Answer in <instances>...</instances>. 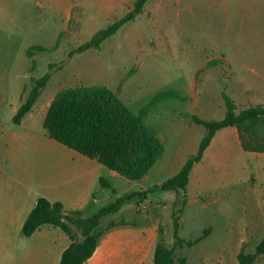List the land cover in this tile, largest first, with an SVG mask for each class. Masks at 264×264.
Returning a JSON list of instances; mask_svg holds the SVG:
<instances>
[{
  "label": "rangeland",
  "instance_id": "374dc122",
  "mask_svg": "<svg viewBox=\"0 0 264 264\" xmlns=\"http://www.w3.org/2000/svg\"><path fill=\"white\" fill-rule=\"evenodd\" d=\"M136 1L0 0V184L6 185L8 173L17 168L52 167L55 160L47 162L44 155L70 150L44 130L56 96L108 87L158 135L165 152L146 178L122 177L127 183L120 191H149L148 202L126 215L105 218L102 227L122 217L140 222L138 214L151 217L153 205L159 240L164 238L172 247V214L186 195L179 214L180 237L195 240L206 229L211 234L193 247H177V256L187 257L188 264H239V249L254 252L264 237V221L255 227L254 220L258 210L264 214V154L244 151L222 130L195 166L186 192L162 191L159 186L198 152L206 129L192 121L193 115L223 119V92L237 110L264 104V0H148L143 12L99 49L70 56L124 17ZM32 47L44 51L29 57ZM48 73L51 78L33 115L19 128L14 109L27 98L34 81ZM167 92L178 97L168 96L148 111L154 99ZM14 126L16 131L44 132L51 145L43 138L13 140L9 132ZM35 178L29 174L27 182ZM256 264H264V256Z\"/></svg>",
  "mask_w": 264,
  "mask_h": 264
},
{
  "label": "trees",
  "instance_id": "16d2710c",
  "mask_svg": "<svg viewBox=\"0 0 264 264\" xmlns=\"http://www.w3.org/2000/svg\"><path fill=\"white\" fill-rule=\"evenodd\" d=\"M147 2L148 0H137L124 17L95 33L70 56L91 48L99 49L104 40L116 35L125 24L134 21L143 12ZM34 51L44 49L32 47L27 51V55L32 57ZM50 78L51 74L48 73L34 81L32 90L13 118L15 124H20L32 111ZM168 96L178 97L174 92L158 95L148 111ZM222 97L226 104L223 119L203 120L197 115L192 116V121L203 126L206 134L200 142L198 152L189 156L182 169L159 186L162 191L186 192L194 166L201 162L216 133L224 128L237 129L244 151L264 154V104L237 110L236 103L226 92H223ZM43 126L52 140L98 161L131 181H139L147 176L165 152L158 135L108 87L84 88L80 92L56 96ZM100 183L116 193L105 179L101 178ZM148 192L134 191L119 196L90 216H85L82 210L67 211L62 203H53L40 197L25 221L22 233L29 237L43 225L58 227L71 241L62 254L60 264H84L94 255L101 237L107 230L126 224L125 221H112L102 227L103 220L119 213L129 203L141 204L147 199ZM181 204V208L172 214L174 245L167 247L164 238H161L155 249L153 264H187V257H178L176 248L193 247L211 234V229H206L204 234L195 240L187 241L180 237L179 214L187 204L186 195ZM161 233L164 234L163 231ZM259 256H264V237L256 245L254 252H247L242 247L237 259L239 264H256Z\"/></svg>",
  "mask_w": 264,
  "mask_h": 264
},
{
  "label": "crops",
  "instance_id": "0c3cea01",
  "mask_svg": "<svg viewBox=\"0 0 264 264\" xmlns=\"http://www.w3.org/2000/svg\"><path fill=\"white\" fill-rule=\"evenodd\" d=\"M20 106L16 107L14 112L17 113ZM34 107L20 124L14 125L23 128L24 120L33 115ZM10 130L9 136L13 140L21 136L25 137V140L41 138L45 140L47 135L46 131L45 135L44 132L32 129L16 131L15 126ZM222 130L228 133L225 138L231 137L241 145L237 129L228 127ZM216 135L201 162L213 145ZM45 141V145L49 146L50 141ZM24 155L27 159V152H24ZM43 159L47 162L54 159V166L17 168L8 173L11 179L6 185L0 184V264H60L63 252L71 243L63 230L53 225H43L29 237L22 233L23 225L40 197L53 203H62L67 211L82 210L85 216H90L117 197L128 193L119 190V186L127 183L122 175L72 149L51 152L44 155ZM29 174L36 176L34 183L27 182ZM101 178L109 182L116 193L110 188L103 187L100 183ZM144 202H148V198ZM144 202L139 205L135 202L129 203L115 215L133 212L135 206L140 207ZM155 209L152 205L151 217H148L147 212L139 213L140 222L131 223L123 217L119 221H114H125L126 224L107 230L101 237L94 255L84 264H153L155 249L159 242V220L153 217ZM254 216L256 227L258 222L264 221V214L258 210V214ZM253 232L254 228L250 233ZM20 244L25 246L23 250L16 246Z\"/></svg>",
  "mask_w": 264,
  "mask_h": 264
}]
</instances>
